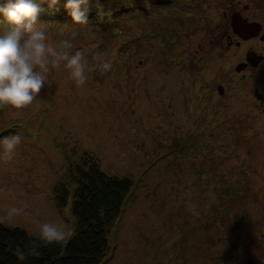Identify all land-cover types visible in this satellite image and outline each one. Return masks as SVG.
Segmentation results:
<instances>
[{
    "label": "rangeland",
    "instance_id": "1",
    "mask_svg": "<svg viewBox=\"0 0 264 264\" xmlns=\"http://www.w3.org/2000/svg\"><path fill=\"white\" fill-rule=\"evenodd\" d=\"M38 1L35 20L0 23V222L68 241L72 200L60 210L53 188L88 152L134 180L101 264H215L218 228L194 231L220 196L214 183L243 179L224 195L250 205L242 232L251 214L264 227V65L247 59L264 52V32L242 37L234 25H264V0H154L150 11L131 0L111 24L82 17L93 0ZM114 1L130 4L102 7ZM225 11L230 50L218 30ZM252 248L264 264V241Z\"/></svg>",
    "mask_w": 264,
    "mask_h": 264
},
{
    "label": "trees",
    "instance_id": "2",
    "mask_svg": "<svg viewBox=\"0 0 264 264\" xmlns=\"http://www.w3.org/2000/svg\"><path fill=\"white\" fill-rule=\"evenodd\" d=\"M93 1L94 7L81 11L82 17L94 19L99 24H111L115 13L131 7V0L130 4L120 7H115L114 1L115 9H112V6L103 8L102 6L107 3H102V0ZM132 2L135 6V0ZM160 2L168 4L170 0ZM153 3L154 0H143L139 10L150 11ZM38 11V0H33V5L31 0H6L0 4V23L11 26L16 21L35 20ZM239 179L238 188L229 183L222 188L214 183L209 192L218 191L220 196L213 198L206 210H203L202 221L194 229L195 236L203 239L212 236L213 227L218 228L219 244L218 241H214L210 245L212 249H219L215 255L217 258L215 264H258L251 253L252 243L258 241L261 244L264 241V227L256 216L254 219L251 214L253 226L247 223L248 230L242 232L239 227L244 221L241 218H248L250 209L248 211L247 206L250 205L241 200V195L236 197L224 195L241 192L239 187L243 184V179ZM208 188L204 187V190L207 192ZM133 191L132 178L107 174L102 170L98 159L88 152L78 160L71 159L62 178L53 188V196L60 210H64L69 200H72L70 213L74 216L75 224L72 236L66 241L55 235H35L23 227H11L0 222V264H101L110 249L109 231L119 220ZM204 203L205 200H201V207ZM230 210L233 212H229ZM237 212L240 214L235 221L234 216H237ZM215 223L219 225L216 226ZM252 227L256 229V233L251 236L249 230ZM227 260L229 262L225 263Z\"/></svg>",
    "mask_w": 264,
    "mask_h": 264
},
{
    "label": "flooded vegetation",
    "instance_id": "3",
    "mask_svg": "<svg viewBox=\"0 0 264 264\" xmlns=\"http://www.w3.org/2000/svg\"><path fill=\"white\" fill-rule=\"evenodd\" d=\"M223 15H224V18H225V22H219V24H218V30L220 31V34L222 36V39H220V41H221L220 44L222 46L225 45V44H227V49L230 50L233 45H237L238 40L235 37V32H234L232 20L229 17L228 11H225L224 13H222L221 20H223ZM257 22H260V21H257ZM261 25L263 27V30H262V33H263L264 32V25L262 23H261ZM215 32H212V34L215 33ZM214 38L216 39L218 37H216L214 35ZM204 46H205V44H202L200 47H204ZM195 52L198 53L199 50L198 49H195ZM259 55H262L263 56V58H259V59L261 60V64L264 65V52L259 51ZM235 74L237 75L238 72L237 73L235 72ZM243 76H246V73H244ZM224 90H225V87H224L223 82L218 83V92L220 91L219 93L221 94V93L224 92ZM257 94L260 96V98H258L259 101L257 100L256 103L259 102L262 110L264 111V93L259 92V90L257 89ZM250 137L251 136L247 137L245 135H242L241 136L242 139L243 138H250Z\"/></svg>",
    "mask_w": 264,
    "mask_h": 264
},
{
    "label": "water",
    "instance_id": "4",
    "mask_svg": "<svg viewBox=\"0 0 264 264\" xmlns=\"http://www.w3.org/2000/svg\"><path fill=\"white\" fill-rule=\"evenodd\" d=\"M234 25L236 26V32H238L242 37H247V36H253L255 34H258L260 32L261 29V23H255V22H249L246 19H244L241 16H238V18H235L234 20ZM264 39V37H263ZM255 52H251L249 53L247 59L249 60V62L252 63H257L259 58H263L262 55H258V56H254V59H250V55H254ZM260 60V59H259ZM244 65H246L247 63H243ZM257 97L260 98V96L257 94Z\"/></svg>",
    "mask_w": 264,
    "mask_h": 264
}]
</instances>
